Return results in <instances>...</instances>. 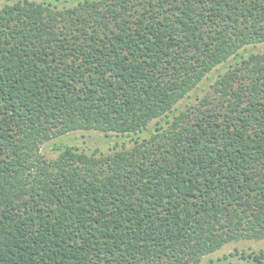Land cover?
Masks as SVG:
<instances>
[{"label":"trees","instance_id":"1","mask_svg":"<svg viewBox=\"0 0 264 264\" xmlns=\"http://www.w3.org/2000/svg\"><path fill=\"white\" fill-rule=\"evenodd\" d=\"M257 43L264 0H0V264H264L209 256L264 239Z\"/></svg>","mask_w":264,"mask_h":264},{"label":"rangeland","instance_id":"2","mask_svg":"<svg viewBox=\"0 0 264 264\" xmlns=\"http://www.w3.org/2000/svg\"><path fill=\"white\" fill-rule=\"evenodd\" d=\"M264 48V43H257L255 47H249L248 51L250 50H258V49H262ZM247 51V52H248ZM222 71V69H219V67H217L216 69L212 70L210 72L211 74V79L214 78L216 76V71ZM206 80H209V79H206ZM205 81V80H204ZM207 83L208 81H205V82H202L198 84L197 86V92L199 93H203L204 91L202 90V85L203 86H207ZM202 88V89H201ZM208 88V87H207ZM193 97V96H192ZM191 100H193L191 98ZM190 102V101H189ZM79 133V131H76L74 133H71L69 134L71 137L77 135ZM68 137V136H67ZM69 138V137H68ZM70 139V138H69ZM91 141V139H89ZM77 143H80V139H77ZM45 153L46 154H49L51 155V153L48 151V150H45ZM251 247V248H248V247ZM239 248V249H246V250H251L252 248H255V249H258L259 247H264V239L263 240H260V241H252V240H240V241H233V242H229V243H226L224 244L219 250H217L216 252L214 253H211L209 254V256L214 260H216L217 257H221L223 254H227L231 251H233L234 248ZM215 263H217V261H215ZM205 264H208L207 263V257H205ZM212 264V263H211ZM214 264V263H213Z\"/></svg>","mask_w":264,"mask_h":264}]
</instances>
